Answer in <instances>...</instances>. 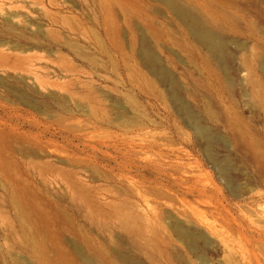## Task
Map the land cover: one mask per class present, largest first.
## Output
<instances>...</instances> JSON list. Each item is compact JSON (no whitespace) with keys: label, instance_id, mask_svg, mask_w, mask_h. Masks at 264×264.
<instances>
[{"label":"rangeland","instance_id":"1","mask_svg":"<svg viewBox=\"0 0 264 264\" xmlns=\"http://www.w3.org/2000/svg\"><path fill=\"white\" fill-rule=\"evenodd\" d=\"M0 264H264V0H0Z\"/></svg>","mask_w":264,"mask_h":264},{"label":"bare ground","instance_id":"2","mask_svg":"<svg viewBox=\"0 0 264 264\" xmlns=\"http://www.w3.org/2000/svg\"><path fill=\"white\" fill-rule=\"evenodd\" d=\"M177 10H179V8H177ZM175 11H176V9H175ZM178 14H180L179 16L182 17V20H183V18H184V21H185V18H187L189 20L190 23L187 24L186 26H187L189 32L192 33L195 36V38L198 40L197 42L200 43V44L199 43L198 44L201 45L202 48L207 50L208 55L206 58L208 59V61L211 60V57L213 58L215 56L223 55L224 46L221 42L216 40V36L214 35V33H212L213 31L211 32L210 31L211 29L210 30L208 29V28H210L209 23L207 24L203 20L199 21L196 19H194V21H193L194 17L192 18L191 12L184 11L183 9L179 10ZM151 62H153V61H151ZM153 66H154V64H153Z\"/></svg>","mask_w":264,"mask_h":264}]
</instances>
